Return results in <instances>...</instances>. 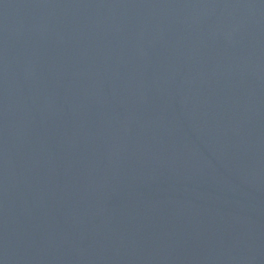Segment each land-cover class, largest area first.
Returning a JSON list of instances; mask_svg holds the SVG:
<instances>
[{
  "label": "water",
  "instance_id": "obj_1",
  "mask_svg": "<svg viewBox=\"0 0 264 264\" xmlns=\"http://www.w3.org/2000/svg\"><path fill=\"white\" fill-rule=\"evenodd\" d=\"M0 264H264V0H0Z\"/></svg>",
  "mask_w": 264,
  "mask_h": 264
}]
</instances>
